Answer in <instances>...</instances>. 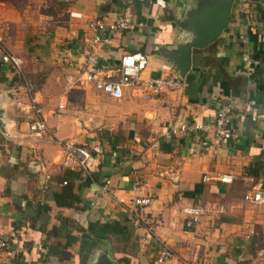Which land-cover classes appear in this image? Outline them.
<instances>
[{"label":"crops","instance_id":"0c3cea01","mask_svg":"<svg viewBox=\"0 0 264 264\" xmlns=\"http://www.w3.org/2000/svg\"><path fill=\"white\" fill-rule=\"evenodd\" d=\"M31 1L21 6L0 0L1 47L21 59L27 79L30 65L31 79L35 72H47L32 88L42 99L45 125L56 138L86 149L90 159L83 174L74 162L63 163L64 153L51 138L27 134L14 106L27 100L23 84L7 86L13 74L0 66V238L8 242L0 264H78L75 245L62 248L63 239L42 234L58 224L57 216L82 229L114 223L129 236L123 241L107 235L85 264H95L101 255L117 264H150L158 240L174 253L166 264H264V251L252 255L248 246L254 226L264 236V205L242 199L245 193H264V122H250L244 111L234 113L230 124L236 138L221 144L217 155L197 136L169 132L180 122H211L218 106L230 101L264 105V0L233 2L221 35L191 50L183 79L187 86L149 100L141 98L140 85L123 88L119 100L90 87L63 94L62 79L83 65L86 52L95 56L99 78L114 79L120 56L134 52L146 57L140 79L176 75L166 54L187 39L181 24L193 0H56L65 7L60 26L40 15L42 6L35 9L36 0ZM70 12L81 18H70ZM119 17H128L133 30L111 33L106 45L89 44L88 21ZM37 40L43 50L34 47ZM244 57L251 63L249 75ZM58 103L63 110L56 109ZM65 171L78 197L75 209L57 208L51 201ZM76 172L78 180L72 179ZM218 175L230 176L231 182H218ZM142 196L153 202L134 226L125 210L131 199ZM211 203L221 204L222 214L200 217L184 231L183 208Z\"/></svg>","mask_w":264,"mask_h":264},{"label":"built area","instance_id":"2783aa9c","mask_svg":"<svg viewBox=\"0 0 264 264\" xmlns=\"http://www.w3.org/2000/svg\"><path fill=\"white\" fill-rule=\"evenodd\" d=\"M238 1L234 0L233 2ZM70 18L80 19L79 13L70 12ZM87 29L92 32L89 44H109L111 42L110 34L113 32L131 31L135 25L128 17H119L113 21L105 22L100 19H93L86 23ZM246 66L247 75H249L250 60L247 57L242 58ZM96 58L93 54L86 52L84 63L81 67L75 68L70 74L63 76V94L65 92L90 87L93 92L102 94L112 100H119L122 97V89L136 85L141 86L140 96L144 100H149L161 93L179 92L187 84L174 74L166 76L147 77L140 79V74L146 66V57L139 52L125 53L120 56L116 67L114 68V79L108 77L99 78L96 74ZM0 66L9 68L12 74L18 76L23 84L27 97L25 102L20 100L14 103L16 113L24 118L23 122L26 132L32 137L39 138L43 135L48 136L64 153L63 163L74 162L77 168L84 174L87 171V162L90 159V153L82 146H78L71 141L60 140L50 132L42 118L41 104L42 99L33 92L28 79L22 70V61L1 47L0 39ZM62 94L56 97L58 101ZM57 110H63L61 103L56 104ZM244 111L250 122H264V105L253 107L250 104L237 101L220 104L216 109L211 122H180L172 126L169 130L172 136L188 137L197 136L201 146L210 150L212 155H217L218 147L228 141L236 138L235 132L231 128V116L234 113ZM201 181H206V176L201 177ZM217 181L223 184H229L231 177L228 175H218ZM62 185H65L62 182ZM135 187V186H134ZM105 190V186L103 187ZM244 202L252 205H264V193L260 191L245 193L242 197ZM153 199L150 196H142L131 199L126 207V213L134 226H138L144 216L149 213ZM223 212V207L218 203L202 204L185 207L182 210L184 214L183 230L190 231L197 223L200 217H217ZM149 237L150 232H147ZM158 248L154 253L150 264H166L174 258L171 248L163 241L158 240ZM8 249V242L0 238V252ZM184 264H199V262H183Z\"/></svg>","mask_w":264,"mask_h":264},{"label":"trees","instance_id":"16d2710c","mask_svg":"<svg viewBox=\"0 0 264 264\" xmlns=\"http://www.w3.org/2000/svg\"><path fill=\"white\" fill-rule=\"evenodd\" d=\"M12 3H18L22 0H9ZM64 3L58 2L56 0H44V5L38 9L40 15L44 17H49L53 26H60L64 22ZM28 41H26L27 43ZM39 40L35 43V48L37 50H43L40 44H38ZM27 45V44H26ZM27 48V47H26ZM26 50H33L32 48H28ZM47 72L45 70H40L36 72L35 81L29 82L33 89L39 87L41 82L44 80ZM29 81V80H28ZM20 86L22 85L21 79L12 75V78L9 80L7 86ZM75 90V89H74ZM71 90L72 94H75V91ZM75 96V95H74ZM248 171V168L244 169V172ZM68 171L64 172V176L59 180L65 183L62 185L59 191L53 192L51 195V201L53 205L57 208H72L75 209L78 204V197L74 192L73 182L67 179ZM78 180L80 179V172H76L73 174L72 179ZM43 210H46L42 207ZM56 222L58 223L56 226H52L48 231H42V234L45 238L53 237L60 238L64 240V247H73L75 245V253L78 257V264H85L89 255L92 253L94 249L97 248L98 242L104 239L107 235H120L122 236L123 241L129 239L127 233H125L124 228L114 223L110 224H97L90 223L87 224L85 229L79 228L71 219L57 216ZM75 234H72V233ZM248 246L251 250V254L255 255L258 251H264V236L262 230L259 226H254L252 235L248 239Z\"/></svg>","mask_w":264,"mask_h":264},{"label":"water","instance_id":"95a60500","mask_svg":"<svg viewBox=\"0 0 264 264\" xmlns=\"http://www.w3.org/2000/svg\"><path fill=\"white\" fill-rule=\"evenodd\" d=\"M194 6L187 10L181 24L187 39L169 50L168 62L183 80L189 70L192 49H203L214 42L226 28L234 0H193ZM95 264H117L107 260L105 255Z\"/></svg>","mask_w":264,"mask_h":264},{"label":"rangeland","instance_id":"374dc122","mask_svg":"<svg viewBox=\"0 0 264 264\" xmlns=\"http://www.w3.org/2000/svg\"><path fill=\"white\" fill-rule=\"evenodd\" d=\"M33 1H34V0H32L31 2H33ZM25 2H29V0H22V1H20L19 4H20V5H21V4H25ZM35 2H36V3H35V9H36L37 6H39V5H41V6L44 5V1L42 2V0H36ZM32 4H33V3H32ZM21 6H23V5H21ZM39 8H40V7H39ZM18 9H20V8H18ZM21 9H22V8H21ZM21 9H20V10H21ZM30 9H31V10H34L33 7H31ZM28 10H29V7H28ZM32 67H33V65H30V66H29L28 73L31 74V75L33 76V69H32ZM35 74H36V72H35ZM32 76H30V78H29L30 80H29V79H28V80H29V82H32V83H33V82L35 81L36 77H35V79H31ZM56 77H58V76H56ZM68 95H71V94L68 93ZM73 107H82V106H81L80 104H74Z\"/></svg>","mask_w":264,"mask_h":264}]
</instances>
